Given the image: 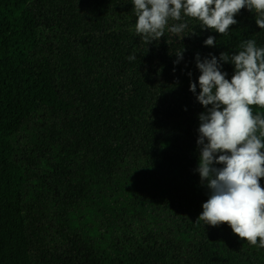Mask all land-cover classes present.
<instances>
[{
	"label": "trees",
	"instance_id": "1",
	"mask_svg": "<svg viewBox=\"0 0 264 264\" xmlns=\"http://www.w3.org/2000/svg\"><path fill=\"white\" fill-rule=\"evenodd\" d=\"M234 19L145 45L131 0H0V264H264L227 224L196 222V54L264 47L253 12Z\"/></svg>",
	"mask_w": 264,
	"mask_h": 264
},
{
	"label": "clouds",
	"instance_id": "2",
	"mask_svg": "<svg viewBox=\"0 0 264 264\" xmlns=\"http://www.w3.org/2000/svg\"><path fill=\"white\" fill-rule=\"evenodd\" d=\"M136 16L135 33L145 45L159 40L165 30L179 39L188 28L187 19L199 22L201 30L226 35L237 23L242 8L255 14V23L264 29V0H131ZM187 18V19H186ZM204 45L215 46L208 36ZM234 54L221 52L219 58L196 54L199 94L196 100L206 109L199 114L198 171L209 190L196 222L213 227L227 224L250 245L264 248V47L254 39L238 45ZM183 49L176 53L177 64ZM127 59L135 60L136 56ZM221 62L234 65L231 79L221 71ZM190 75V73H189ZM197 82L189 91L196 93ZM210 106V107H209ZM215 165H222L216 167Z\"/></svg>",
	"mask_w": 264,
	"mask_h": 264
}]
</instances>
